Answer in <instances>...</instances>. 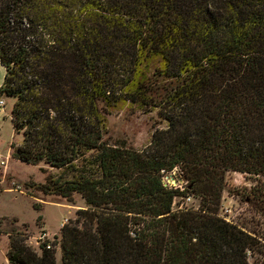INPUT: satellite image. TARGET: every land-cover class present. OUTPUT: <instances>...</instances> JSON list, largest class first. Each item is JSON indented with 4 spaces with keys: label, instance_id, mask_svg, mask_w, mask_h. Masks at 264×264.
<instances>
[{
    "label": "trees",
    "instance_id": "16d2710c",
    "mask_svg": "<svg viewBox=\"0 0 264 264\" xmlns=\"http://www.w3.org/2000/svg\"><path fill=\"white\" fill-rule=\"evenodd\" d=\"M0 63L17 157L88 204L41 251L12 234L10 263L264 264L219 214L228 171L264 176V0H0ZM127 102L167 121L143 149L104 138ZM176 169L185 189L163 181ZM188 193L200 206L174 209Z\"/></svg>",
    "mask_w": 264,
    "mask_h": 264
},
{
    "label": "rangeland",
    "instance_id": "374dc122",
    "mask_svg": "<svg viewBox=\"0 0 264 264\" xmlns=\"http://www.w3.org/2000/svg\"><path fill=\"white\" fill-rule=\"evenodd\" d=\"M5 74L6 68L0 63V86ZM0 96L6 99L5 111L0 112V264H13L7 257L12 234L25 233L28 244L41 251V243L46 241L52 245L54 240H60L63 223L75 218L77 209L88 204L79 192L69 200L36 187L46 180L47 173L58 174L59 168L46 161L34 164L17 157L23 133L15 129L11 116L15 98L6 93ZM166 124L157 108L144 110L127 102L109 113L104 138L110 143L143 149L150 143L155 128ZM183 199L182 195L176 196L174 209L181 207ZM200 203V197L195 195L185 200L189 208H198ZM219 214L257 234L264 244V176L228 171ZM56 248V259L61 263V248L59 245ZM261 249L264 250V245ZM248 253L250 261L264 258V254L257 251L249 250Z\"/></svg>",
    "mask_w": 264,
    "mask_h": 264
},
{
    "label": "built area",
    "instance_id": "2783aa9c",
    "mask_svg": "<svg viewBox=\"0 0 264 264\" xmlns=\"http://www.w3.org/2000/svg\"><path fill=\"white\" fill-rule=\"evenodd\" d=\"M5 107H6V99L2 96H0V112L5 111ZM172 171V170H171ZM168 171H164L163 172V181L166 185L170 186V187H180L181 189H185L186 187V181L182 178H179L178 176H176L177 174V170H174L172 172H170L169 174L167 173ZM167 173V174H166ZM176 173V174H175ZM183 198L185 200L187 199H191L193 195H191L190 193L182 195ZM183 199L182 201V205L179 208H183L185 207V200ZM176 203V201H175ZM47 234L45 233L44 235H42L43 237H45ZM48 246H50V243H48Z\"/></svg>",
    "mask_w": 264,
    "mask_h": 264
}]
</instances>
